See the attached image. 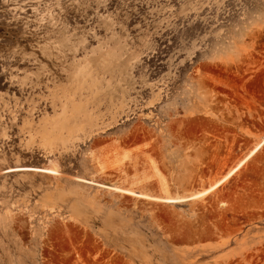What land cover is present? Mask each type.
I'll use <instances>...</instances> for the list:
<instances>
[{"label": "rangeland", "instance_id": "obj_1", "mask_svg": "<svg viewBox=\"0 0 264 264\" xmlns=\"http://www.w3.org/2000/svg\"><path fill=\"white\" fill-rule=\"evenodd\" d=\"M263 140L264 0H0V264H264Z\"/></svg>", "mask_w": 264, "mask_h": 264}, {"label": "bare ground", "instance_id": "obj_2", "mask_svg": "<svg viewBox=\"0 0 264 264\" xmlns=\"http://www.w3.org/2000/svg\"><path fill=\"white\" fill-rule=\"evenodd\" d=\"M76 103V102H75ZM50 120V119H49ZM47 124V123H46ZM139 124V123H138ZM134 127V126H133ZM134 128H136V125H135V127ZM137 128H138V125H137ZM140 128V127H139ZM142 129H144L143 127H141ZM141 129V130H142ZM172 129V128H171ZM133 131V130H132ZM135 131V130H134ZM139 132H140V129L138 130ZM139 132H137L138 134H139ZM142 132H143V130H142ZM145 132H146V130H145ZM144 132V133H145ZM130 133V132H129ZM132 134H133V132H131ZM134 133H136V132H134ZM143 134V133H142ZM147 134V133H146ZM146 134H144V136L146 135ZM134 135V134H133ZM140 136V135H139ZM143 136V135H142ZM157 136V135H156ZM30 137V136H29ZM138 137V136H137ZM148 138V136L146 135L145 136V138ZM150 137V136H149ZM152 137V136H151ZM140 138H141V136H140ZM144 138V139H145ZM153 138V137H152ZM154 139V138H153ZM111 140V139H110ZM130 140V139H129ZM141 140V139H140ZM149 140V139H148ZM95 141V140H94ZM102 141V140H101ZM113 141V140H112ZM124 141V140H123ZM150 141H152V139L150 140ZM155 141V140H154ZM98 142V141H97ZM106 142H109L108 140H106ZM116 142V141H115ZM119 142V141H118ZM127 142V141H126ZM138 142V141H137ZM143 142H144V140H143ZM146 142V141H145ZM153 142V141H152ZM159 142H161V141H159ZM94 143V142H93ZM105 143V142H104ZM110 143V142H109ZM108 143V144H109ZM134 143V142H133ZM146 143H148V142H146ZM157 143V145H158V142H156ZM107 144V145H108ZM110 144H113L114 145V143H110ZM127 144V143H126ZM132 144V143H131ZM137 144V143H136ZM152 144V143H151ZM150 144V145H151ZM264 144V140L263 141H261V142H259L257 145H255V147L242 159V160H240L239 161V163L234 167V168H232L223 178H221L220 180H218L217 182H215L214 184H212L208 189H205V190H203V191H201V192H198V193H196V194H194V195H192V196H190L191 198H194V199H198V198H202L203 196H205L206 194H208V193H210L211 191H213V190H215V189H217L225 180H227L231 175H233L235 172H237L245 163H246V161L251 157V156H253V154H255L260 148H261V146ZM94 145V144H93ZM106 145V144H105ZM135 145V144H134ZM146 145V144H145ZM154 145V144H153ZM152 145V146H153ZM160 145V144H159ZM101 146H102V144H101ZM109 146V145H108ZM107 146V147H108ZM140 146H142V145H140ZM117 147H119V146H117ZM100 148V147H99ZM103 148V147H102ZM110 148V147H109ZM114 148H116V147H114ZM94 149V148H93ZM149 149H151V148H149ZM94 150H97V148L96 149H94ZM113 150V149H112ZM97 152V151H96ZM103 152V151H102ZM104 153V152H103ZM107 153V152H106ZM97 155H99V154H97ZM97 157V156H96ZM99 157V156H98ZM97 157V158H98ZM95 158V157H94ZM96 159V158H95ZM99 160H101V158L99 159ZM99 162V161H98ZM141 165V164H140ZM145 165V164H144ZM143 166V165H142ZM136 167V166H135ZM141 167V166H140ZM138 168V167H137ZM48 169V168H47ZM127 169V168H126ZM123 170V169H122ZM49 171L50 172H56V169L55 170H53V169H49ZM138 171V170H137ZM140 171V170H139ZM121 172V171H120ZM127 172V171H126ZM125 172V173H126ZM129 172V171H128ZM57 173V172H56ZM122 173V172H121ZM164 182V181H163ZM167 189V188H166ZM116 190H119L120 191V193H122V194H125V193H127V194H132V195H134L135 193H134V191L133 190H125V189H121V188H116ZM168 195V194H167ZM143 196H145L146 198H148V199H153V200H155V201H161V202H174V201H177L180 197H172V196H165V197H159V198H156V197H151V196H148V195H144L143 194ZM225 201V200H224ZM223 202V201H222ZM219 205V204H218ZM223 210V209H222Z\"/></svg>", "mask_w": 264, "mask_h": 264}]
</instances>
